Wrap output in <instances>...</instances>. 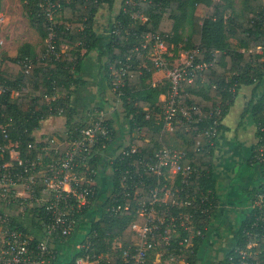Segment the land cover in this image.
<instances>
[{
	"label": "trees",
	"instance_id": "1",
	"mask_svg": "<svg viewBox=\"0 0 264 264\" xmlns=\"http://www.w3.org/2000/svg\"><path fill=\"white\" fill-rule=\"evenodd\" d=\"M50 1L56 5L55 44L57 51L61 53L59 58L47 56L50 32L46 0H22L23 15L38 33L40 43L22 44L14 58L6 52L0 54V86L5 89L0 95V115L5 116V123H10V139L20 144L22 158L35 160L43 153L41 146L36 144L33 133L40 128L46 117L59 114L64 116L67 119V135L71 138H76L79 130L86 126V122L75 123V113L70 103L76 89L84 85L78 75L84 57L91 53L97 55L100 71L106 78L108 88L112 90L115 88L113 83L116 79L113 72L120 70L123 64H127V59H130L128 63L131 68L124 77L125 84L120 87L119 92L122 93L118 97L125 111L123 119L130 122L131 133L144 134V137L134 139L137 142L133 141L137 143L139 153L122 157L119 152L127 149V146L121 143L111 148L122 128L119 125V116L106 120V125L111 130V138L106 141L105 149L95 147L100 149L99 156L90 161L97 172L96 179L101 174L106 183L96 184L92 204L76 215V230L66 242L73 239L81 224L87 229L82 244H90V251L79 249L69 262L74 264L77 258L86 256L87 253L96 256L109 253L117 240L122 241L125 247L134 244L132 225H142L144 218L138 212L140 199L135 201L133 196H126L123 192L122 172L132 169V163L151 157L166 143L163 134L164 103L160 97L168 93L170 83L164 80L153 85V76L159 72L150 60L153 42L146 50H140V53L133 49L142 46L146 36L158 35L170 49L169 53L173 54V57L166 55L169 60L179 57L182 52H191L197 48L203 52V60H216L182 94L185 105L194 104L200 107L203 120L200 123L176 125L175 137L182 140V146H168L186 150V161L192 162L201 171L202 175H196L190 181L191 188L197 193L211 191L214 194L212 163L215 144L210 145L197 138L195 132L199 133L208 125L207 116L217 104H221L225 118L242 87L254 86L255 95L263 84L264 0H242L240 9H237L233 0H131L129 4L122 0V9L111 24L107 42L94 30V19L103 4L113 5L112 0ZM2 6L3 0H0V12ZM200 10L206 11V17L198 15ZM133 14L143 17L144 20L132 19ZM63 46L68 47L65 52L62 50ZM25 60L32 63L28 72L21 64ZM105 91L106 88L101 86L99 96L102 101ZM15 93H18L17 96ZM58 93H65V96L55 98ZM48 98H51L49 102ZM256 99L251 100L243 111L241 123L247 115L253 116L258 139L264 137V94ZM222 129L224 127L221 125L220 130ZM198 141L202 142L200 152L196 151ZM3 144L0 132V147ZM29 144H35L36 147L29 149ZM8 159L5 156V160ZM112 159L113 163L110 162ZM41 164H49L48 159L45 157ZM153 183L150 180L147 186L152 187ZM127 185L130 188L133 186L131 182ZM136 191L146 193L147 189L138 188ZM258 193L264 194V185L254 195ZM111 195H116L112 204ZM125 203H129V208L116 212ZM33 214L32 224L38 225L37 215ZM260 215V209H253L242 222L237 248L246 249L248 242L254 241V233L259 234L260 241L254 248V260L264 264V220H258ZM195 224L201 226L198 222ZM14 225L24 228V224L16 219ZM203 239L195 240L199 243ZM235 249L221 264H230V257L238 261ZM191 250L182 252L175 245L169 248V251L180 255L186 253L187 256L191 254Z\"/></svg>",
	"mask_w": 264,
	"mask_h": 264
},
{
	"label": "built area",
	"instance_id": "2",
	"mask_svg": "<svg viewBox=\"0 0 264 264\" xmlns=\"http://www.w3.org/2000/svg\"><path fill=\"white\" fill-rule=\"evenodd\" d=\"M130 1L126 0V4ZM46 5L50 32L47 56L57 59L61 53L57 51L55 44L56 5L50 0H46ZM131 17L134 20H144L135 14ZM0 20L3 21L2 17ZM152 42L150 60L159 71L165 72V78L170 83L169 91L163 100L165 126L173 130V127L181 123H200L204 117L202 110L194 104L185 105L182 94L185 88L191 86L197 77L202 76L204 71L214 65L216 60H203L201 58L203 52L199 48L169 60L166 55L173 56L168 53V47L158 35L146 36L142 46L135 47L133 51L146 50ZM0 45H3V40H0ZM129 60L128 58L127 64H123L120 70L113 72L116 78L113 85L117 96L121 95L120 87L124 86V77L131 68ZM21 64L27 72L32 67L29 60ZM4 92L5 89L0 86V95ZM223 116L221 104H217L207 116L208 125L199 133L195 132L197 138L214 145L221 132ZM4 119L5 116L0 115V132L4 140L0 147V264H57L59 252L56 244L65 243L75 232L78 223L76 215L92 204L95 195L97 172L90 161L99 156L100 149L95 147L105 149L106 141L111 138L106 116H97L92 124L79 130L76 138L67 135L68 140L65 139V142L70 141V148L64 152L53 147L61 138L53 137L49 140L47 146L41 149L43 152L41 155L50 153L60 158L57 161L56 158L51 160L50 157L47 165L41 164L43 159H39L40 157L35 160L22 158L20 144L10 139L11 125L9 122L5 123ZM35 147V144L28 146L29 149ZM201 150L202 142L198 141L196 151ZM137 153L138 145L132 144L121 150L119 155L131 157ZM5 156L9 159L5 160ZM187 157L186 150L164 146L151 157L132 163L130 165L132 169L123 171L121 176L123 192L126 196H133L135 201L140 199L138 212L140 217L144 218L142 225L137 223L132 225L137 239L133 237L134 244L130 246L112 247L105 255L87 253L86 256L77 258L74 264H154L150 261V256L158 248L164 247L169 250L175 245L183 252L188 250L193 238H204L208 219L212 217L217 204L211 191L197 193L191 188L190 181L202 173L192 162L186 161ZM110 162L113 163L114 159ZM253 162L264 168V137L258 138ZM43 169L46 172L41 174ZM80 174L83 175L79 176ZM150 180L154 182L152 187L147 186ZM128 182L132 183V188L127 185ZM144 187L147 189L146 193L136 191ZM20 188L23 191H19ZM126 206H129V203L119 206L116 212L126 209ZM253 208L261 210L258 220L263 221L264 194L257 196ZM12 209L19 210L13 213ZM33 213L37 215L38 225H33L32 221L30 224L23 222L22 218L29 215L32 220ZM15 219L23 223L24 228L14 225ZM253 236L254 241H249L246 249H235L238 261L230 257V264H259L254 260L256 255L254 248L260 241V236L257 233ZM79 248H85L88 252L90 244H82ZM173 255L176 260L181 256L180 254L177 256L176 253Z\"/></svg>",
	"mask_w": 264,
	"mask_h": 264
},
{
	"label": "crops",
	"instance_id": "3",
	"mask_svg": "<svg viewBox=\"0 0 264 264\" xmlns=\"http://www.w3.org/2000/svg\"><path fill=\"white\" fill-rule=\"evenodd\" d=\"M112 1V6L103 4L98 10L99 14H96L94 19V30L98 35L105 38V42L110 38L111 24L115 22L116 16L122 9V0ZM104 5H108V12L102 9ZM102 22H107L109 28L97 29V23ZM62 50L63 52L66 51L64 48ZM3 52L8 53L13 58L18 55V51L15 52L14 50ZM97 61V55L94 53L83 59L78 78L84 82V85L76 89L70 103L75 113L73 118L75 121L87 123V119L91 117L95 107L106 105L105 101L100 99L99 89L101 86L106 88L105 93L108 92L109 96L110 88H108L103 72L98 68L99 63ZM165 77V72H157L153 76V85L161 83L165 80ZM253 90L254 86H244L238 91L233 106L223 119L222 126L224 129L221 130L215 142L212 173L215 182L214 194L217 207L208 222L204 239L198 243V240L196 241V238H193L191 245L188 247V250L192 249L191 254L187 256L184 253L177 260L173 257L174 252L164 247L158 248L151 253L150 261L152 263L221 264L227 255L237 248L242 222L254 209L253 206L256 200L254 193L264 185L263 168L253 162L254 148L258 143L257 126L250 114L241 123V115L245 110L247 101L256 100L258 95L264 94V82L255 95ZM106 99L109 101V97ZM47 100L49 102L51 98ZM160 100H164V95L160 97ZM234 109L237 111V116L233 112ZM66 123L67 119L62 115L46 117L42 120L40 128L33 133L36 144L41 146L42 149L47 146L50 138L63 137L60 133L64 134ZM117 143L116 145H121V140ZM236 169H240L239 174L236 173ZM98 179L100 185V182L104 180L103 175ZM12 212L15 213L16 210L12 209ZM86 234L87 229L80 224L72 240L56 244L59 252L57 264H69L84 242ZM119 245H123V243L117 240L114 242L113 247Z\"/></svg>",
	"mask_w": 264,
	"mask_h": 264
},
{
	"label": "rangeland",
	"instance_id": "4",
	"mask_svg": "<svg viewBox=\"0 0 264 264\" xmlns=\"http://www.w3.org/2000/svg\"><path fill=\"white\" fill-rule=\"evenodd\" d=\"M233 1L236 5L237 9H240L242 6L241 5L242 0H233ZM102 9H104L106 12L109 11L108 5H104V7ZM106 12H105V14H106ZM97 14H99V12H97ZM198 15L200 17L204 18V17H206V11L200 10L198 12ZM0 17H2V19H3V21L0 20V40H3V45H0V54H1V52L5 51V50L6 51L14 50L15 52L19 51L20 46L24 43H31L34 45L40 43L41 40H40L38 33L36 32L35 29H33L30 26L29 20L23 15V2H22V0H4L3 6H2V11L0 12ZM96 28L99 30L107 29V28H109V24L107 22L106 23H104V22L97 23ZM63 48L65 50L68 49L67 46H63ZM168 50H170V49L168 48ZM168 53H169V51H168ZM182 53H185V52H182ZM169 54H171L173 56L172 53H169ZM97 63H98V61H97ZM98 68L100 69L99 64H98ZM165 80H167V79L165 78ZM109 90H110L109 96H108V92L104 94V100L103 101H105L104 103L106 105H102V107H95V110L92 112L93 114L91 115L90 118L87 119L86 125L88 126L89 124H92V122L96 120L97 116H106V119H112V118L115 119L114 116H119V121H120L119 125L122 126V128H121V131H119L117 138L114 139V142L111 144V148L117 147L118 145H116V144H118L117 142L120 140H121L122 145H124V146H128L130 144L136 145L137 143H135V142L133 143V141L137 142V140H134V139L135 138L136 139L142 138V137H144V134L143 133L138 134L137 132H135L134 134L131 133L130 122L128 120L123 119V116L125 115V111H124V107L122 105V102L119 100V97L117 96L115 90H112V88H110ZM64 96H65V93H58L56 95V98H62ZM261 96L262 95H258L257 98H260ZM107 97H109V101H107V99H106ZM249 102H250V100L247 101V103L245 105L246 107L248 106ZM70 106H71V104H70ZM233 112H234L235 116H237L236 109H234ZM73 116H75V115H73ZM163 121H164L163 134H164V138H165L164 140H166V143L164 144L165 147H168L170 145L182 146V140L175 137L176 128L173 127V130H169L165 126L164 116H163ZM77 122L78 121H75V123H77ZM81 123H83V122H81ZM60 134L63 137H59V138H61L60 142L56 144L57 146L54 145L53 147H56L57 149H59L60 152H62V151L64 152V151L68 150V148H70L69 147L70 141L65 142V139L68 138L67 128L65 127L64 134H62V133H60ZM52 138H50L49 140H51ZM49 140H48V142H49ZM49 144H51V143H49ZM51 147H52V145H51ZM170 147H168V148H170ZM177 148H180V147H176V149ZM38 157H40L39 159H44L45 157H47V159H49V160H50V157L52 158L51 160L56 158V157L52 156L50 153H47V155L45 153V156H42L41 154H39ZM59 158H60V156L57 157L56 160L58 161ZM103 162H105V161L103 160ZM103 162H101V164ZM44 169H43V171H41V174H44L46 172V170H44ZM239 172H240V169H236V173L239 174ZM109 174H111V173H109ZM82 175L83 174H80L79 176H82ZM100 176L101 175H99V177ZM105 183H106V180L104 179L100 182V185H104ZM97 184H98V182H97ZM19 191H23V189L20 188ZM258 195L261 196L263 194L258 193L256 195V199H257ZM115 196L116 195H111V197H110L111 198V204L115 200ZM128 207L129 206H126L125 208L127 209ZM15 210L17 211L19 209H15ZM22 219H24L23 222H25L26 224L31 223V215L25 216ZM136 239H137V237H136Z\"/></svg>",
	"mask_w": 264,
	"mask_h": 264
}]
</instances>
